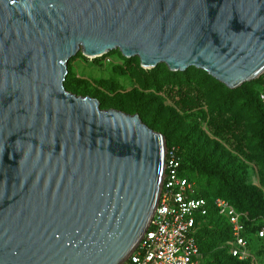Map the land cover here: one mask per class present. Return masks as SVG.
I'll return each instance as SVG.
<instances>
[{"label": "water", "instance_id": "95a60500", "mask_svg": "<svg viewBox=\"0 0 264 264\" xmlns=\"http://www.w3.org/2000/svg\"><path fill=\"white\" fill-rule=\"evenodd\" d=\"M264 71V0H0V264H125L156 209L164 136L65 86L80 51Z\"/></svg>", "mask_w": 264, "mask_h": 264}, {"label": "rangeland", "instance_id": "374dc122", "mask_svg": "<svg viewBox=\"0 0 264 264\" xmlns=\"http://www.w3.org/2000/svg\"><path fill=\"white\" fill-rule=\"evenodd\" d=\"M66 87L97 98L103 109L142 112L146 124L155 121L153 129L166 145L184 151L187 174L199 193L220 194L236 204L234 194L249 201L247 195L254 191L264 201V115L256 79L232 89L196 67L172 71L162 63L148 68L119 50L99 57L80 51L69 61ZM246 206L237 205L251 217ZM202 225L217 231L203 241L205 262L236 264L228 256L224 222L212 218ZM247 261L264 264V241L251 248Z\"/></svg>", "mask_w": 264, "mask_h": 264}, {"label": "built area", "instance_id": "2783aa9c", "mask_svg": "<svg viewBox=\"0 0 264 264\" xmlns=\"http://www.w3.org/2000/svg\"><path fill=\"white\" fill-rule=\"evenodd\" d=\"M259 98L264 106V71ZM214 209L231 227L229 253L247 261L256 240L249 236V222L258 225L256 236L264 240V218L258 220L239 211L228 199H208L198 193L196 183L185 173L178 146L166 149L162 190L152 219L128 261L131 264H202L197 233ZM127 261V262H128Z\"/></svg>", "mask_w": 264, "mask_h": 264}, {"label": "trees", "instance_id": "16d2710c", "mask_svg": "<svg viewBox=\"0 0 264 264\" xmlns=\"http://www.w3.org/2000/svg\"><path fill=\"white\" fill-rule=\"evenodd\" d=\"M256 81L259 82L260 89H261V82H260V80L259 79H256ZM65 86H66V81H65ZM259 92H260V90L257 93V100H258V103H259L260 108L262 110V113H263L262 115H264V106L262 105V103L260 101ZM140 114L142 116V112ZM142 119L144 120V116H142ZM149 126L151 128H155V127L158 126V124L155 121L152 120L150 122ZM167 146L168 147H171L173 145L172 144H168ZM178 148H179V152H180V155H181V158H182L183 169H184L185 173L187 174V168H186L187 159H186V155H185V153H184V151L182 150L181 147L178 146ZM190 179H191V177H190ZM199 194H201V193H199ZM201 195L204 196V197H206V198H208V199H213V198L218 197V196L224 197V198L228 199L238 210H239V208L237 207V205L243 206L244 203H247V206H246V208L244 210L245 211H248L250 213L249 215L251 216L250 217L251 219H256V220H258V223L259 224H262V218H264V216H263L264 215V201L262 199H260V197H257L254 191H252V192L250 191V194L247 195L249 197V201L248 200H245L244 201L238 195L234 194V196H235V203L237 205L234 204L229 198H227V197H225L223 195H220V194H215V195H213V194H210V195L201 194ZM212 218H216L218 220L221 219L224 222V224L226 226V229L228 231V234H229L228 235V238H227V240L229 241L232 238V232H231V227L228 224L227 220L225 218L219 216L218 213L214 209H211L210 214L207 216V218L205 220L212 219ZM248 224H249L248 226H249V236H250V238L256 240V243L257 242H260V243L263 242L264 240L258 239L257 236H256V230L258 228V225H256V224L255 225H252L251 222H249ZM215 233H217V231L215 229H212V228H209V227L203 226V225H201V227H200V229H199V231L197 233V238H198V241H199V244H200L201 250L203 252V256H204L202 264H207L205 262L206 250H204V247H203V244L204 243H203V241H204L205 237H207L209 234H215ZM211 248H212V245L209 248V250ZM228 248H229V246H227V252H228L229 258H231L232 260H235L236 264H247L248 261H240L236 257L232 256L229 253V249ZM207 251H208V249H207ZM126 264H131V262L128 261Z\"/></svg>", "mask_w": 264, "mask_h": 264}]
</instances>
